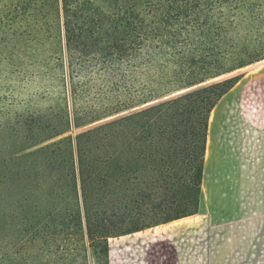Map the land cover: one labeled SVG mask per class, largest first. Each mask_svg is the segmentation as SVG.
I'll use <instances>...</instances> for the list:
<instances>
[{"label": "trees", "instance_id": "16d2710c", "mask_svg": "<svg viewBox=\"0 0 264 264\" xmlns=\"http://www.w3.org/2000/svg\"><path fill=\"white\" fill-rule=\"evenodd\" d=\"M248 37L239 56L263 54L264 0H0V264H110L108 238L197 213L224 90L170 96L220 75ZM37 78L65 80L68 114L35 93L3 103Z\"/></svg>", "mask_w": 264, "mask_h": 264}, {"label": "crops", "instance_id": "0c3cea01", "mask_svg": "<svg viewBox=\"0 0 264 264\" xmlns=\"http://www.w3.org/2000/svg\"><path fill=\"white\" fill-rule=\"evenodd\" d=\"M201 196L195 226L164 227L147 249V262L178 264L167 234L201 231L203 254L180 264H264V64L210 112Z\"/></svg>", "mask_w": 264, "mask_h": 264}, {"label": "rangeland", "instance_id": "374dc122", "mask_svg": "<svg viewBox=\"0 0 264 264\" xmlns=\"http://www.w3.org/2000/svg\"><path fill=\"white\" fill-rule=\"evenodd\" d=\"M53 33H54V41L52 43V46L56 52H58V55L61 57L62 60H60V68L63 65V32H62V26H61V19L59 16H57V12H53ZM255 40L253 38L248 37L247 40L239 47L234 49L231 56L227 57V60H225L222 65L221 69H219L218 76L202 83L198 84L196 86H193L192 88H189L187 90L178 92L176 94H173L170 97H174L177 95H180L182 93H185L187 91H192L204 86H209L212 84H219L218 87L212 89L209 93L213 94L219 91L224 90V94L228 92L233 86L236 84H240L244 79H246L248 76L253 74L254 72L258 71L262 65L264 64V53L260 54L258 56H254L253 54L243 53L241 56L238 54L239 48H244L245 46L249 44H254ZM252 46V45H251ZM47 52L49 53V46L47 45ZM230 52V53H231ZM45 53V49L43 51ZM63 69V68H62ZM23 85H20L16 92L13 93V95L7 99L3 100V103L5 105H9L10 103L14 104L19 99H23V101L30 99L29 97L32 94H37L36 96H33L31 99L33 106H35L38 109L44 110L47 108L48 104H51L54 109H56L59 113H62V115H66L70 112V104H69V98H68V92H66V82L65 80L61 81V78H58V81L54 85H52V82L50 80H47L46 78H37L34 80L31 84H29L24 89L22 88ZM49 88L52 93H55L57 97L54 95L47 96L46 98H43L39 95V92L41 89ZM59 93V94H58ZM223 94V95H224ZM66 97V100L64 99ZM168 97V98H170ZM167 99V98H165ZM153 104L149 103L141 107L133 108L131 110H128L126 112L117 114L115 116L106 118L104 120L95 122L89 126H86L84 128L80 129H72L69 132H66L65 134H62L61 136L57 138H53L52 141H57L60 138L71 136L72 138L88 129L95 127L97 125H100L102 123L108 122L112 119H115L120 116L129 115L131 113H134L136 111H139L141 109H144L145 107ZM16 108H13L15 110ZM132 130H130V134H132ZM35 148V147H34ZM202 201L199 210L195 214H200L202 210ZM146 211V210H143ZM160 210H147L149 213L153 212H159ZM181 211V210H180ZM188 211V210H186ZM193 214V215H195ZM187 216L180 218L181 220L176 221H170L165 224H159V225H153L146 228H142L137 231H132L130 233L112 236L108 238V244H109V260L110 264H149L145 258L146 252L148 247L154 243L155 238L157 237V234H163L164 233V227H174L175 229H179V226H182L184 228L193 227L195 226L194 223H196V216ZM199 217V215H197ZM201 221V220H200ZM178 227V228H177ZM155 232H157L155 234ZM168 237V247H171V251L175 253L177 256L178 264H180L179 260H182L183 258L187 256H195L199 257L203 254L204 246L202 244V233L199 232H189L185 236L175 234L170 236L167 234ZM94 258L90 257V264H94Z\"/></svg>", "mask_w": 264, "mask_h": 264}]
</instances>
